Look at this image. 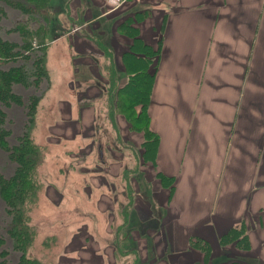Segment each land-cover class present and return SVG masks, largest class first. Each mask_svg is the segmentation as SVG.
<instances>
[{
  "label": "crops",
  "instance_id": "obj_1",
  "mask_svg": "<svg viewBox=\"0 0 264 264\" xmlns=\"http://www.w3.org/2000/svg\"><path fill=\"white\" fill-rule=\"evenodd\" d=\"M60 1L64 16L80 21L59 37L72 41L76 64L85 62L75 53L82 59L88 55L95 59H88L93 68L105 73L116 67L125 80L122 54L129 40L117 25L138 11H149L138 25L143 41L155 47L161 39L148 106L150 129L159 142L154 163H141L158 194L145 199L136 190L126 208L127 196L116 191L124 182L120 163L104 172L88 169L82 154L74 156L83 159V174L92 185L81 198L86 206L77 203L84 222L93 220L77 234V260L88 262L82 257L89 255L95 264H193L199 256L191 240L218 248L220 237L243 223L250 244L245 252L264 262V0H121L117 7L108 0ZM76 87L74 93H81ZM96 105L85 110L90 119L85 114L70 123L76 127L73 141L81 132L94 137ZM130 133V142L139 147L142 135ZM158 173L173 178L172 191L162 186ZM55 194V205H62L63 188L45 197ZM72 202L77 209L75 197ZM120 241L130 246L128 253L121 254Z\"/></svg>",
  "mask_w": 264,
  "mask_h": 264
},
{
  "label": "rangeland",
  "instance_id": "obj_2",
  "mask_svg": "<svg viewBox=\"0 0 264 264\" xmlns=\"http://www.w3.org/2000/svg\"><path fill=\"white\" fill-rule=\"evenodd\" d=\"M108 1L114 7H117L121 0ZM65 10L66 7L64 9L60 0H50L49 12L52 19L45 35L47 42L45 66L48 72V86L45 87L40 98L31 130L32 139L41 152V163L35 172L39 188L33 199L34 201L28 206L31 223L36 227L28 255L39 259L42 264H88V262L95 264V261L89 255L82 257L83 260H88V262H82L80 258L77 260V254L75 255L73 252L79 239L77 234L82 233L83 225L88 228L92 227L91 222L93 221L84 222V219L86 220L83 217L84 214H77L79 208L77 203L81 202V205L86 206V203L84 201L82 203L81 199L84 191L86 189L92 190V185L87 181L86 174H83L86 166L88 169L98 167L99 170L105 172L107 166L114 165L113 162L120 163L117 164L119 167L117 171H119L120 180L123 179L126 182V187L130 188V193H127L128 187H124L123 181L117 183L116 191L127 196L126 204L128 202L129 207L133 202V196L138 195L136 190H141L143 198L146 199L152 195H157L158 187L155 182H151V179L148 178L145 167H141L140 158L138 157L140 154L139 147L130 142H134V139L132 138L133 135L125 130V127L128 126L124 118L120 115L125 124L123 121L119 123L117 122L119 114L113 113V116H110L108 113L106 99L110 86L114 84L118 89L127 81V76L125 75L124 80V75L122 73L118 74L117 68L113 66L111 72L105 69V73L102 67H99V69L93 68L94 63L89 62L88 59L94 61L95 59L90 58L88 55L85 57L88 59H82L79 54L80 58L78 59L79 56L75 53L76 60L85 62V65L76 64L72 61V52L69 50L70 48L73 49V46L70 45L72 41L62 40L59 37L65 30L73 27L77 29L80 21H73L72 17L66 18L64 16ZM26 18V16L23 17L17 12L8 11L6 18L0 22L1 36L16 43L21 42L19 34L12 32L11 29L16 21L25 20ZM36 22L29 21V27L31 29L36 28ZM83 32L86 33L87 29L85 28L80 34H83ZM35 40L33 39L32 42H36ZM76 69L81 70L80 72L76 71L74 75L72 70ZM138 69H132V71L138 73L140 71ZM108 73L110 74L109 78L105 76ZM120 79H122L121 82H119ZM108 80L110 81L108 82ZM77 83L79 84V91L83 94L82 96L81 93H77L80 95V99L75 98L77 94L74 93L78 91ZM94 102L97 104L93 116L94 137L88 138L81 132V135L75 136L76 140L73 141L72 135L76 132V127L72 128V126L79 120L77 117L82 115L86 114L85 118L90 119V112L86 111L90 109L88 106ZM72 122H74L73 125L70 124ZM65 125L67 128L64 127ZM63 128L65 132L62 137L57 132L63 131ZM59 137L62 139L61 141ZM86 144H89V146L83 147ZM81 154L86 166L82 162L83 159L81 161L75 158ZM13 169L14 167L9 163L6 155L0 154V172L10 176ZM62 188L64 190L62 205H55L59 200L56 194L51 199L48 196L45 197L46 192L49 195L51 191L61 190ZM100 191L103 192L101 187ZM74 192L77 193V196L73 195ZM73 197H75V206L77 207L75 210L72 202ZM123 203L124 209V200ZM5 207L0 199V236L5 240L2 249L8 251L6 258L8 263L16 264L19 254L12 250L11 240L6 233L9 219L5 213ZM124 221L125 217L122 216V219H120L122 225ZM137 225L138 223L135 221L134 226L137 227ZM236 228L239 229L240 225H237ZM128 238H131V236L128 235ZM199 244L198 246L197 244L193 247L190 246L194 249L193 253H197L199 256L196 261H192L193 264H264V262H260L256 255L237 250L233 244L227 243L225 246L219 245L218 248L213 249L208 247L207 252H204ZM119 248L121 254H123L128 253L130 246L120 241ZM204 254L205 256L200 259V255L203 256Z\"/></svg>",
  "mask_w": 264,
  "mask_h": 264
},
{
  "label": "trees",
  "instance_id": "obj_3",
  "mask_svg": "<svg viewBox=\"0 0 264 264\" xmlns=\"http://www.w3.org/2000/svg\"><path fill=\"white\" fill-rule=\"evenodd\" d=\"M49 5L50 0H0V22L6 18L8 11L27 17L16 21L11 29L19 34L21 42L5 39L0 33V154L6 155L14 167L10 176L0 172V199L6 206L5 213L9 219L7 236L12 250L19 254L16 264H42L39 259L28 255L36 232L28 206L34 201L39 188L35 172L41 163V152L32 139L31 130L40 98L48 86L45 35L52 19ZM147 17L148 10L138 11L124 17L117 25L118 32L129 40L128 48L122 54L127 81L118 89L112 84L107 95L109 115H121L130 132L142 135L138 156L142 164L154 163L159 142L158 136L150 129L148 106L161 39L153 47L140 37L138 25ZM32 20L37 21L34 29L28 25ZM33 39L36 42H32ZM132 69L140 71L136 73ZM157 178L163 187L173 190V178L160 173ZM236 227L220 237L219 244H233L237 250L248 251L250 244L245 225L242 223L239 229ZM196 244L204 252L209 250L203 241L191 240V247ZM4 245L5 240L0 236V264H9L6 260L8 251L2 249Z\"/></svg>",
  "mask_w": 264,
  "mask_h": 264
}]
</instances>
